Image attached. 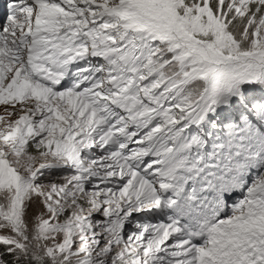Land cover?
I'll return each instance as SVG.
<instances>
[{"label":"snow or ice","instance_id":"snow-or-ice-1","mask_svg":"<svg viewBox=\"0 0 264 264\" xmlns=\"http://www.w3.org/2000/svg\"><path fill=\"white\" fill-rule=\"evenodd\" d=\"M0 264H264V0H0Z\"/></svg>","mask_w":264,"mask_h":264}]
</instances>
